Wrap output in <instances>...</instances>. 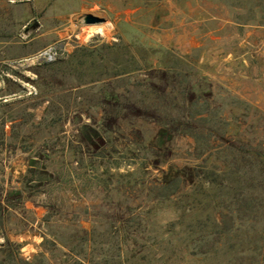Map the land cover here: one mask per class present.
Here are the masks:
<instances>
[{
	"label": "rangeland",
	"instance_id": "obj_1",
	"mask_svg": "<svg viewBox=\"0 0 264 264\" xmlns=\"http://www.w3.org/2000/svg\"><path fill=\"white\" fill-rule=\"evenodd\" d=\"M263 160L264 0H0V264H264Z\"/></svg>",
	"mask_w": 264,
	"mask_h": 264
},
{
	"label": "built area",
	"instance_id": "obj_2",
	"mask_svg": "<svg viewBox=\"0 0 264 264\" xmlns=\"http://www.w3.org/2000/svg\"><path fill=\"white\" fill-rule=\"evenodd\" d=\"M65 54L64 47L53 46L40 52L37 56V60L42 62H54Z\"/></svg>",
	"mask_w": 264,
	"mask_h": 264
},
{
	"label": "water",
	"instance_id": "obj_3",
	"mask_svg": "<svg viewBox=\"0 0 264 264\" xmlns=\"http://www.w3.org/2000/svg\"><path fill=\"white\" fill-rule=\"evenodd\" d=\"M102 20L98 17H95L93 15H88L86 17V22L88 24H94V23H98L101 22ZM39 27L38 23H34L30 28L27 29L26 33L29 34L30 31H34Z\"/></svg>",
	"mask_w": 264,
	"mask_h": 264
},
{
	"label": "trees",
	"instance_id": "obj_4",
	"mask_svg": "<svg viewBox=\"0 0 264 264\" xmlns=\"http://www.w3.org/2000/svg\"><path fill=\"white\" fill-rule=\"evenodd\" d=\"M136 110V114L137 115H140V116H143V115H147L148 113H146V112H144V111H142V110H140V109H135ZM263 162H264V160H263Z\"/></svg>",
	"mask_w": 264,
	"mask_h": 264
}]
</instances>
